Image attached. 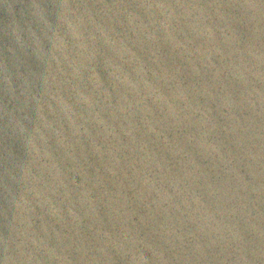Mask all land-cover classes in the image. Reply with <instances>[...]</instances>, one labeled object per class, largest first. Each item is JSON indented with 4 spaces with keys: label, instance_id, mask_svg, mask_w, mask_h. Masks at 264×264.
I'll list each match as a JSON object with an SVG mask.
<instances>
[{
    "label": "water",
    "instance_id": "1",
    "mask_svg": "<svg viewBox=\"0 0 264 264\" xmlns=\"http://www.w3.org/2000/svg\"><path fill=\"white\" fill-rule=\"evenodd\" d=\"M0 264H264V0H0Z\"/></svg>",
    "mask_w": 264,
    "mask_h": 264
}]
</instances>
